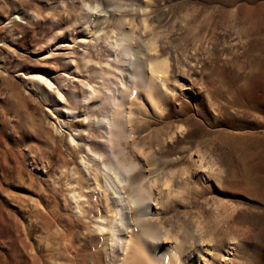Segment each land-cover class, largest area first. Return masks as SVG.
<instances>
[{
  "label": "rangeland",
  "instance_id": "1",
  "mask_svg": "<svg viewBox=\"0 0 264 264\" xmlns=\"http://www.w3.org/2000/svg\"><path fill=\"white\" fill-rule=\"evenodd\" d=\"M163 236L264 264V0H0V264H184Z\"/></svg>",
  "mask_w": 264,
  "mask_h": 264
},
{
  "label": "bare ground",
  "instance_id": "2",
  "mask_svg": "<svg viewBox=\"0 0 264 264\" xmlns=\"http://www.w3.org/2000/svg\"><path fill=\"white\" fill-rule=\"evenodd\" d=\"M165 66H166V64H165V62L163 61V60H159V61H147V63H145V65H144V70H143V74H144V76H145V78H146V80H149V82L150 83H152V85H153V82H154V80H155V78L157 77V73H159V71L160 70H163L164 68H165ZM156 76V77H155ZM32 78L35 80V82L37 83V88L39 89V91H40V93H41V95H42V97L44 98V100L45 101H50L51 100V98H50V96H49V93L45 90V89H43L42 87H41V84L43 83L44 85H45V87L46 88H50V82H49V80L48 79H46V78H44V76L42 77L40 74H33L32 75ZM155 81H157V80H155ZM56 109V108H55ZM65 111V113H70V114H74L75 112L72 110V109H65L64 110ZM81 118V117H80ZM106 118V117H105ZM85 120V119H84ZM88 120V119H87ZM117 120V119H116ZM114 121H115V118H114ZM89 122V121H88ZM118 123V122H117ZM92 125V124H91ZM112 126H114L115 128L116 127H118L117 125H119V127L118 128H120V126H121V124H117L116 125V123L115 122H113L112 124H111ZM117 129V128H116ZM118 131V130H117ZM120 131V130H119ZM82 132V131H81ZM102 133V132H101ZM117 133V132H116ZM78 135V134H77ZM86 139V138H85ZM71 140V139H70ZM72 142V141H71ZM80 142V141H79ZM86 146H88V145H86ZM90 154H92V153H90ZM95 154V153H94ZM93 154V157H95V155ZM94 160V159H93ZM92 160V161H93ZM96 165H97V167L99 168V172L97 171V174L96 173H94V176H98V175H100L101 176V178H102V180H103V183H104V190H105V192L103 193V195H106L105 196V198L107 197V199H109L110 200V203H111V205H112V209H113V220H114V222H111V224L109 225H105L106 226V228H104L103 227V225H98L99 227H98V229H100V230H104V229H106V230H108V231H110V235H109V240L108 241H110V245L112 244V243H114L115 241L113 240V238H114V236L115 235H117V234H120V229H119V225L120 224H122L125 220H123V216H122V207H124L123 206V196H122V194H121V192H120V189H118V188H120V187H116V185H115V183H113V181H112V179L108 176V174H107V170H106V165L105 164H102V167L101 166H99L100 165V163H95ZM81 165H82V169H83V171L84 172H86V170H87V168L89 167L86 163H84L83 162V160L81 159ZM82 171V170H81ZM87 172H90V170L88 169L87 170ZM91 173V172H90ZM90 173L88 174L89 176H90ZM93 175V174H92ZM117 176V175H116ZM83 178V177H82ZM126 178V177H125ZM93 179H94V177H93ZM118 179V178H117ZM123 179V178H122ZM78 180V179H77ZM124 180V179H123ZM79 181V180H78ZM120 181L121 180H117V182H118V184H120ZM125 182V181H124ZM117 184V185H118ZM122 190V189H121ZM74 192V191H73ZM75 193V195H77L76 194V192H74ZM73 196V194H71V197ZM72 200H74L73 198H72ZM74 202V201H73ZM141 202V201H140ZM124 203H125V201H124ZM74 204H75V202H74ZM77 204V203H76ZM76 207V206H75ZM77 208V207H76ZM75 208V209H76ZM78 210V209H77ZM76 210V211H77ZM78 212V211H77ZM124 215V214H123ZM97 221H98V219H97ZM102 221V220H101ZM103 222V221H102ZM125 223V222H124ZM98 224V223H97ZM95 225V224H94ZM120 226H122V225H120ZM97 227V226H96ZM103 228V229H102ZM128 228V227H127ZM129 229V228H128ZM131 229V228H130ZM106 230H104V231H106ZM132 230V229H131ZM126 231V230H125ZM122 233V232H121ZM129 234H131V233H129ZM165 236H163V239H160L159 241H158V244L159 243H162L163 244V246H161V248L159 249V251H161L162 252V254H164V253H166V252H168V251H171V250H174L175 252H173L172 253V255L173 256H175L178 260H181L182 262H184V264H194V262L196 261V260H198V257H199V254L198 255H196V254H194L193 252V250H191V249H183V248H181L180 246H179V242L177 241H175V242H172V241H168L166 238H164ZM115 239V238H114ZM153 239V238H152ZM11 240V239H10ZM124 240V239H123ZM129 240V239H128ZM14 242L16 241V240H13ZM11 242V241H10ZM13 242V243H14ZM128 243V242H127ZM127 243H125V244H127ZM158 244H156L154 247H153V249H154V251L156 250L157 251V248H158ZM107 245H108V243H107ZM7 246H9V245H7ZM122 247V246H121ZM14 248V247H13ZM121 250V249H120ZM12 251H13V249H12ZM12 253H14V252H12ZM196 253V252H195ZM15 254H17V253H15ZM196 257H195V256Z\"/></svg>",
  "mask_w": 264,
  "mask_h": 264
}]
</instances>
